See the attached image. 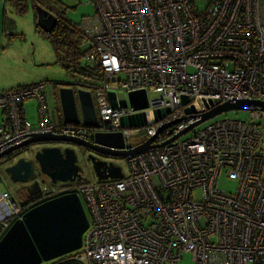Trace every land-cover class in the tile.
<instances>
[{
    "label": "built area",
    "instance_id": "1",
    "mask_svg": "<svg viewBox=\"0 0 264 264\" xmlns=\"http://www.w3.org/2000/svg\"><path fill=\"white\" fill-rule=\"evenodd\" d=\"M78 1L94 7L80 28V45L103 78L78 88L90 91L98 127L53 116L43 82L3 89L0 152L35 133L91 141L107 130L106 121L121 132L124 148L156 136L153 147L125 157L128 172L120 178L76 186L88 226L81 246L58 258L63 264H178L188 252L195 264H264L263 111L248 105L247 119H218L182 137L218 103L264 102V0ZM141 89L147 107L133 109L128 100L110 105L108 92L118 99ZM29 98L37 101L35 123L23 108ZM154 110L168 111L152 121ZM140 112L146 124L121 127V117ZM221 175L234 191L218 187ZM54 194L41 187L38 201ZM30 206L0 191V236Z\"/></svg>",
    "mask_w": 264,
    "mask_h": 264
},
{
    "label": "water",
    "instance_id": "2",
    "mask_svg": "<svg viewBox=\"0 0 264 264\" xmlns=\"http://www.w3.org/2000/svg\"><path fill=\"white\" fill-rule=\"evenodd\" d=\"M34 9L35 25L46 33L50 32L57 23V15L38 3L34 5ZM66 85L68 86L57 90L62 120L65 123L81 121L86 126L98 127L90 91L83 88L75 89L73 83ZM117 97L118 99L114 92H108L109 102L113 108L126 106L127 100L133 109L147 107V96L143 89L130 91L127 96L118 93ZM187 101L186 98L183 99V103ZM248 105L259 106L264 111V102L258 100L238 99L234 102L218 103L202 113L200 120L188 128L222 112L244 109ZM167 111H151L149 118L152 121L160 119ZM186 111L193 112L194 108H186ZM147 121L145 112H140L121 117L120 125L137 127L146 124ZM105 128L106 131H96L91 141L71 135L35 133L29 139L0 152V158L29 143L50 144L37 149L29 158L19 157L13 163L6 165L4 171L13 182L24 183L27 196L34 197L40 192V182L43 181H38V174L45 175L52 183L73 182L81 178L83 166L79 164L74 148L62 147L61 143L79 145L93 151L87 155V160L97 180L120 178L123 174L120 165L100 158L98 154L127 157L155 145L151 142L156 135L133 148H124L121 132L110 131L111 126L108 121L105 122ZM179 134H175L167 141ZM87 226V215L77 192L65 191L37 201L16 218L0 236V264H41L75 251L81 246L82 234Z\"/></svg>",
    "mask_w": 264,
    "mask_h": 264
},
{
    "label": "rangeland",
    "instance_id": "3",
    "mask_svg": "<svg viewBox=\"0 0 264 264\" xmlns=\"http://www.w3.org/2000/svg\"><path fill=\"white\" fill-rule=\"evenodd\" d=\"M45 1L53 11L61 15L64 21L70 22L72 25L79 28H81L83 23L94 15V7L90 2H79L78 0ZM4 13L13 19L10 20V22L14 24V28L12 29V32L14 33L13 35H8V31L3 26L2 18ZM34 20V11L31 4H28V8L25 12L18 13L13 7L11 1L0 0V90L9 89L10 87L12 88L19 85L43 82L45 85L47 106L50 113L55 116L57 115L55 107L59 108L57 97L58 88L68 86L66 84L75 81H79L81 84L89 81H91V83L94 82L90 78H87L82 72L76 71L68 73L65 68L57 62V58L49 40L42 31L36 30ZM87 71L88 70L86 69V72ZM23 108L27 119L32 123H35L38 115L37 101L29 98L24 101ZM247 116L248 111L244 109L228 110L201 122L187 131L182 137H187L218 119L226 117L247 119ZM258 123L261 131L260 147L264 149V111L262 117L258 119ZM141 139L140 135L132 136L131 138L133 142H138ZM48 144L50 143H29L11 151L8 158H13L11 161H15L21 156L26 158L31 157L37 149ZM61 144L64 145L65 143ZM65 145L69 146V144ZM70 147L75 146L71 145ZM79 151L80 150L76 147L75 152L78 154V161L83 166L82 174L83 177H85V182H92L96 177L90 167V163L85 161L86 154L83 155V153ZM5 158L6 157L4 156L0 158V191L7 189L16 201H23L24 195H22V190L19 185L16 182H13L4 171L7 163L11 162ZM108 158L114 164L120 165L123 173L126 174L128 172L125 157L109 156ZM47 184L49 185V188H59L74 185L76 182L52 183L50 180H47ZM217 185L226 191H234L235 189L234 183L227 181L223 175L219 177ZM31 204L32 203H30V205ZM80 264H86V262L84 261ZM178 264H195L192 254L183 252Z\"/></svg>",
    "mask_w": 264,
    "mask_h": 264
},
{
    "label": "trees",
    "instance_id": "4",
    "mask_svg": "<svg viewBox=\"0 0 264 264\" xmlns=\"http://www.w3.org/2000/svg\"><path fill=\"white\" fill-rule=\"evenodd\" d=\"M9 1H11L13 7L18 13L25 12V10L28 8V4H31L32 8L34 9V5L37 3L41 4L42 6L54 12L58 17L57 23L54 26V28L48 33L42 31L37 26H36V30L42 31L46 36V38L49 40L52 49L55 53V56L57 58V62L60 63L68 73L76 72V71L82 72L84 75H86L87 78L93 80L94 84L101 81L103 75L101 73V69L97 61L90 64L84 58L85 51H83L80 45L83 35L79 27L72 25L70 22L64 21L61 15L53 11V9L50 8V6L46 3L45 0H9ZM86 69L88 70L87 72ZM82 85L86 87V86H91L92 83L91 81L84 82L83 84H81L79 81L73 82V87L75 89ZM11 159L13 160V158ZM11 159L8 160L11 161ZM25 193L26 192L22 193V195L24 194L23 197L24 199L22 198L23 201L21 200L17 201L22 206H27L26 201L28 200L26 197L27 195ZM42 264H63V262L62 259L60 258V260L51 261L49 263H42Z\"/></svg>",
    "mask_w": 264,
    "mask_h": 264
},
{
    "label": "flooded vegetation",
    "instance_id": "5",
    "mask_svg": "<svg viewBox=\"0 0 264 264\" xmlns=\"http://www.w3.org/2000/svg\"><path fill=\"white\" fill-rule=\"evenodd\" d=\"M59 111H60V107H59ZM65 144H67V143H65ZM62 145L61 144V146L62 147H65V146H67V145ZM49 145V144H48ZM71 145H73V146H75V147H73L74 149H75V151H76V147L80 150L79 152H82L83 153V155H85L86 154V162L87 163H90L89 162V160H87V155H89V154H91L93 151H91V150H89L88 148H85V147H83V146H79V145H74V144H69V146H71ZM45 146V145H44ZM9 154H11V153H9ZM9 154H6L4 157H6L5 159L6 160H8L9 158H8V156H9ZM76 154H77V152H76ZM8 155V156H7ZM24 157V156H23ZM77 157H78V154H77ZM98 157H100V158H103V159H107L108 161H109V156H104V155H101V154H98ZM19 158V157H18ZM17 158V159H18ZM27 158H29V157H27ZM14 161H11V162H9V163H7V165H9V164H11V163H13ZM79 164H81L80 162H79ZM37 179H38V181H41V180H43L42 182H40V188L41 187H43V188H48L49 190H53V191H55V193L57 194V193H59L60 191H62V192H65V191H75L76 192V186L78 185V184H80V183H83V182H85V177H83V174H82V176H81V178L80 179H78V180H75V181H73V182H76V184H74V185H71V186H68V187H59V188H49V185L47 184V180H50L48 177H46L45 175H43V174H38V177H37ZM47 179V180H46ZM18 185H19V187H20V189L22 190V193L23 192H25L26 190H25V187H24V183H17ZM26 194V193H25ZM24 195V194H23ZM27 195V194H26ZM48 194L47 193H44V194H42V195H40V198H42V197H48L47 196ZM55 195V194H54ZM51 196H53V195H51ZM27 197V200L28 201H26V205H30V203H32V204H34V203H36L39 199H38V195H36V196H34V197H31V196H26ZM31 204V205H32ZM83 204V203H82ZM84 207V206H83ZM16 219V218H15ZM14 219V220H15ZM13 220V221H14ZM12 221V222H13ZM11 222V223H12ZM57 260H60L59 258H55V259H53L52 261H57ZM43 263H46V262H43ZM42 264V263H41Z\"/></svg>",
    "mask_w": 264,
    "mask_h": 264
},
{
    "label": "crops",
    "instance_id": "6",
    "mask_svg": "<svg viewBox=\"0 0 264 264\" xmlns=\"http://www.w3.org/2000/svg\"><path fill=\"white\" fill-rule=\"evenodd\" d=\"M33 11H34V18H35L34 22H36L35 10L33 9ZM2 19H3V26L8 31V35H13L14 33L12 32V29L14 28V24L10 22V20H13V19L10 18L9 16H7L5 13L3 14V18ZM58 109L59 108L55 107V112L57 113L56 116L60 118L61 113H60V111Z\"/></svg>",
    "mask_w": 264,
    "mask_h": 264
}]
</instances>
